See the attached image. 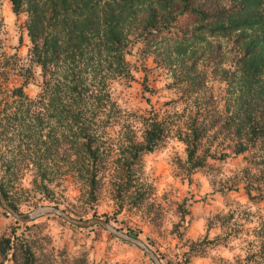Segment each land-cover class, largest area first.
I'll return each instance as SVG.
<instances>
[{
    "label": "rangeland",
    "instance_id": "obj_1",
    "mask_svg": "<svg viewBox=\"0 0 264 264\" xmlns=\"http://www.w3.org/2000/svg\"><path fill=\"white\" fill-rule=\"evenodd\" d=\"M148 1L139 0L138 18L145 14ZM26 19V10L16 15L9 0H0V47L9 56V63L28 55L31 43ZM174 24L187 28L185 17L170 22V30ZM136 25L132 24L131 43L125 54L130 75L118 76L111 83L119 112H110L107 125L97 129L110 165L100 174L94 198L79 166L63 175L59 184H53L52 193H41L26 183L14 189L11 200L20 213L56 204L76 218L89 219L94 214L107 218L112 226L142 240L162 264H257L261 239L256 230L264 229V197L255 188L248 197L241 172L250 165V151L221 158L222 152L233 153L232 146L238 139L235 129L230 128V117L238 122L244 112L237 113L235 102L252 95H245L239 75L231 74L238 53L233 40L239 30L230 34L228 42L209 38L214 48L220 47L213 57L198 59L195 78H187L182 72L191 64V47H176L172 40L161 43V35L148 41L145 34H135ZM227 46L234 47L233 51H227ZM197 55H201L200 50ZM21 81L9 72L6 86L12 89ZM25 92L35 98L38 87L30 84ZM262 107L253 110L254 116L260 115ZM151 120L162 121L165 133L157 147L142 156L139 179L144 196L139 198L131 192L118 197L109 181L118 171L117 161L127 154L132 139L143 141L146 124ZM49 123L58 126L54 119ZM191 126H196L200 134L196 155L203 160L202 166L188 160L186 138ZM239 139L247 140L244 134ZM16 149V141L11 142L0 127L1 159L19 158ZM2 236L12 240L19 236L41 246L46 264H77L81 254L90 264H153L136 245L99 225L82 228L50 213L21 221L0 205Z\"/></svg>",
    "mask_w": 264,
    "mask_h": 264
},
{
    "label": "trees",
    "instance_id": "obj_2",
    "mask_svg": "<svg viewBox=\"0 0 264 264\" xmlns=\"http://www.w3.org/2000/svg\"><path fill=\"white\" fill-rule=\"evenodd\" d=\"M9 1L14 14L26 10L25 28L31 43L27 57L22 60L17 57L14 63H9V56L0 47V127L11 142L16 141L19 155V158L12 156L3 160L0 156V190L15 210L17 206L11 197L16 187L28 183L41 193H52L53 184H59L65 178L63 175L79 166L94 198L100 174L110 165L97 129L107 125L110 112H119L112 98L111 83L129 73L125 54L135 22L138 23L135 34L139 37L145 34L149 41L161 35V43L172 40L176 47H191V64L182 72L187 78L196 70L194 65L198 59L213 57L220 47L214 48L210 39L224 38L228 42L230 34L239 30L233 40L238 53L231 74L232 77L239 75L244 94L253 97L246 100L243 96L235 102L237 113L244 112L238 122L230 117V128L235 129L238 139L232 146L233 153L222 152L221 158L250 151V165L241 172L247 182L248 197H252L254 188L264 197L263 0H237L236 3L233 0H149L141 18L137 10L139 0ZM229 3L236 6L229 7ZM179 17H185L187 28L174 24L170 30V22L175 23ZM233 49L227 46V51ZM198 50L201 55H197ZM9 72L22 79L12 89L6 86ZM223 72L228 74V70ZM30 84L38 87L35 98L25 92ZM261 105L260 115L254 116L253 110ZM51 119L58 126L50 124ZM215 125L216 122L212 124ZM163 133L162 121L151 120L146 124L143 141L132 139L127 154H123L122 161H117L118 171L109 180L118 197L135 192L143 198L139 179L142 156L157 147ZM243 134L246 141L239 139ZM199 135L197 127L191 126L186 138L188 160L194 161V166L204 163L196 155ZM26 172L29 177H25ZM93 217L99 218L96 214ZM263 230H256L261 239L257 264H264ZM42 253L41 246L28 243L22 237L16 236L14 240L0 237V264H46ZM77 264L90 263L81 254Z\"/></svg>",
    "mask_w": 264,
    "mask_h": 264
},
{
    "label": "water",
    "instance_id": "obj_3",
    "mask_svg": "<svg viewBox=\"0 0 264 264\" xmlns=\"http://www.w3.org/2000/svg\"><path fill=\"white\" fill-rule=\"evenodd\" d=\"M0 205L13 217L21 221H29L34 217H36L37 215L43 213H50L62 218L64 221L70 224L82 228L91 227L93 225H99L113 236L136 245L144 252V254L152 261L153 264H162L160 259L156 256L155 252L151 250L142 240L128 234L127 232H123L117 227L112 226L106 219L97 218V217H93L89 219L76 218L70 215L67 211L55 205H50V204L39 205L28 213H20L17 210H15L12 206H10V204L6 200L1 190H0Z\"/></svg>",
    "mask_w": 264,
    "mask_h": 264
}]
</instances>
